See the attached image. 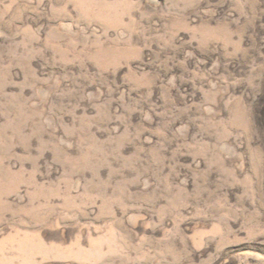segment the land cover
Returning a JSON list of instances; mask_svg holds the SVG:
<instances>
[{
    "label": "rangeland",
    "instance_id": "rangeland-1",
    "mask_svg": "<svg viewBox=\"0 0 264 264\" xmlns=\"http://www.w3.org/2000/svg\"><path fill=\"white\" fill-rule=\"evenodd\" d=\"M0 264H264V0H0Z\"/></svg>",
    "mask_w": 264,
    "mask_h": 264
}]
</instances>
